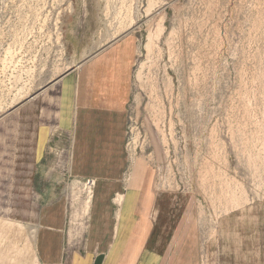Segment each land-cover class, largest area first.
Listing matches in <instances>:
<instances>
[{
  "label": "rangeland",
  "instance_id": "1",
  "mask_svg": "<svg viewBox=\"0 0 264 264\" xmlns=\"http://www.w3.org/2000/svg\"><path fill=\"white\" fill-rule=\"evenodd\" d=\"M77 6L137 39L126 153L179 221V256L244 264L264 240V0H0V223L19 224L13 210L36 202L13 200V131L21 117L27 129L42 114L54 124L59 82L76 66L61 21ZM62 140V188L82 228L92 185L67 174Z\"/></svg>",
  "mask_w": 264,
  "mask_h": 264
},
{
  "label": "crops",
  "instance_id": "2",
  "mask_svg": "<svg viewBox=\"0 0 264 264\" xmlns=\"http://www.w3.org/2000/svg\"><path fill=\"white\" fill-rule=\"evenodd\" d=\"M61 30L64 50L76 66L59 82L54 124L42 114L27 129L21 117L13 131V200L36 202L13 210L19 224L0 223V264H185L176 249L179 221L160 207L163 196L150 175L138 168L130 172L126 128L138 55L135 35L118 30L116 18H80L79 6L62 18ZM65 137L67 174L92 185L82 228L80 220L73 224L62 188L58 161ZM17 169H28V180H17ZM5 233L11 239L7 246ZM253 248L244 264H264V240Z\"/></svg>",
  "mask_w": 264,
  "mask_h": 264
}]
</instances>
